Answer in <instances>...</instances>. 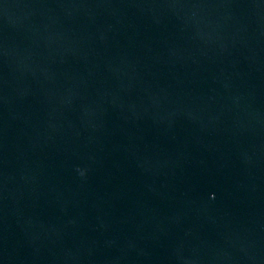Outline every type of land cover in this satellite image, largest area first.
<instances>
[{"label": "water", "instance_id": "water-1", "mask_svg": "<svg viewBox=\"0 0 264 264\" xmlns=\"http://www.w3.org/2000/svg\"><path fill=\"white\" fill-rule=\"evenodd\" d=\"M0 264H264V0H0Z\"/></svg>", "mask_w": 264, "mask_h": 264}, {"label": "clouds", "instance_id": "clouds-1", "mask_svg": "<svg viewBox=\"0 0 264 264\" xmlns=\"http://www.w3.org/2000/svg\"><path fill=\"white\" fill-rule=\"evenodd\" d=\"M83 175V173H81Z\"/></svg>", "mask_w": 264, "mask_h": 264}]
</instances>
